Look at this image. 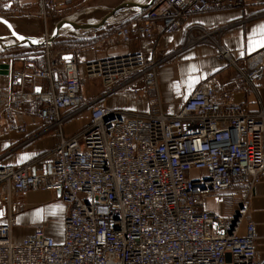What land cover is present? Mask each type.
Listing matches in <instances>:
<instances>
[{"label":"built area","instance_id":"1","mask_svg":"<svg viewBox=\"0 0 264 264\" xmlns=\"http://www.w3.org/2000/svg\"><path fill=\"white\" fill-rule=\"evenodd\" d=\"M53 0H44L43 13ZM245 0H155L134 26L126 24L99 43L55 49L46 42L45 67L10 74L0 85V132H23L15 112L36 109L53 130L49 170L37 159L0 166V201L7 221L0 225V264H264L258 254L256 224L246 199L264 173V108L250 111L215 79L199 85L174 114L163 108L158 70L166 59L143 51L87 61L85 76L101 78L108 93L125 91L141 79L149 97L145 113L87 103L78 59L88 49L151 41L179 33L190 16L210 7H244ZM203 36L210 32L202 29ZM217 57L235 66L247 85L264 80V51L236 61L218 44ZM27 78L48 82L47 90L26 89ZM138 93L137 90L134 91ZM90 108L91 121L65 133L72 114ZM197 171V176L190 175ZM242 184L235 215L206 208L211 193ZM61 192L67 214L64 239L43 227L21 242L13 239L14 198L28 191Z\"/></svg>","mask_w":264,"mask_h":264},{"label":"crops","instance_id":"2","mask_svg":"<svg viewBox=\"0 0 264 264\" xmlns=\"http://www.w3.org/2000/svg\"><path fill=\"white\" fill-rule=\"evenodd\" d=\"M245 1L242 8L210 7L193 13L182 31L174 35L156 37L142 43L134 41L103 49H88L75 56L80 74L85 77L82 89L87 103L97 102L116 110L147 112L153 91L145 88L143 80L131 81L125 91L108 93L101 78L85 76L87 61L143 51L148 58L166 59L159 67L158 78L163 108L168 114L179 111L191 93L211 79H215L222 88H230L233 99L245 103L250 111L264 108V80L255 87L249 86L235 66L217 57L218 44L228 49L236 61L264 51V47H257L253 51L250 46V38L253 42L264 40V29L260 27L264 25V0ZM154 2L53 0L45 15L44 0H0V85L9 84L11 73L31 69L28 63L30 59L37 61V68H44L46 42L55 49L69 48L60 45L64 41H71L74 47L99 43L122 25L134 26ZM60 24L62 26L58 28ZM92 25L98 27L84 28ZM202 29L210 32V36L202 37ZM14 32L30 37L32 41L19 40L13 35ZM193 67L195 72L192 71ZM194 76L200 77V80L189 88L190 78ZM23 84L32 91L48 89V82L43 80L27 78ZM65 114H72L65 125L67 135L77 133L91 121L89 107L78 112L69 109ZM15 118L20 123H27V127L23 132H0V166H20L37 159L38 169L49 170L55 146L53 130L42 122L36 109L27 104L15 112ZM4 122L0 113V125ZM192 172L195 173L193 176L199 174ZM244 190L242 184H235L221 194L211 193L205 200L206 208L223 216L235 215L242 205ZM14 201L16 223L13 226V239L17 228L23 229V234L18 240L14 239L15 242L32 235L38 227H43L57 242L63 241L67 209L60 191H28L17 195ZM246 205L247 216L258 230L256 249L264 257V173L248 194ZM7 218V206L0 201V225Z\"/></svg>","mask_w":264,"mask_h":264},{"label":"snow or ice","instance_id":"3","mask_svg":"<svg viewBox=\"0 0 264 264\" xmlns=\"http://www.w3.org/2000/svg\"><path fill=\"white\" fill-rule=\"evenodd\" d=\"M5 23L7 24L6 21H5ZM8 27L11 28L12 26L11 25H8ZM260 27H261V29H264V25H261ZM13 35H16L17 36V39H19V40H24L25 39V37L19 36L15 32L13 33ZM33 43H37V41H33ZM250 46H251L252 50L255 51L257 47H264V40H259V41L253 42L251 40V38H250ZM192 71L193 72L196 71L195 67H193ZM199 80H200V77H195V76L194 77H191L190 78V82L188 83V87L189 88L193 87L195 83H198L199 82ZM37 215H39V213H37Z\"/></svg>","mask_w":264,"mask_h":264},{"label":"rangeland","instance_id":"4","mask_svg":"<svg viewBox=\"0 0 264 264\" xmlns=\"http://www.w3.org/2000/svg\"><path fill=\"white\" fill-rule=\"evenodd\" d=\"M69 42H71V41H64V42H62L60 45H62L63 46V44H64V46H66V47H69V48H71V47H74V44L71 42V43H69ZM45 59V58H44ZM36 64H37V61H36ZM193 174H195V173H191V175H193ZM234 186V185H233ZM244 188V187H243ZM230 189V188H229ZM242 200H243V194H242ZM23 234V229L22 228H20V227H18L17 228V232L14 234V239H15V241L16 240H18L19 239V236H21ZM18 242V241H17Z\"/></svg>","mask_w":264,"mask_h":264},{"label":"water","instance_id":"5","mask_svg":"<svg viewBox=\"0 0 264 264\" xmlns=\"http://www.w3.org/2000/svg\"><path fill=\"white\" fill-rule=\"evenodd\" d=\"M61 26H62V24H60V25L58 26V28H60ZM87 27H98V25L84 26V28H87ZM19 36H23V35H19ZM23 37H25L24 40L32 41V39H31L30 37H28V36H23Z\"/></svg>","mask_w":264,"mask_h":264}]
</instances>
